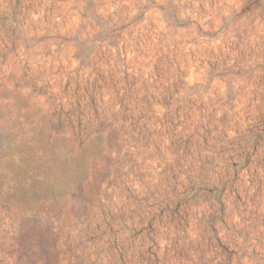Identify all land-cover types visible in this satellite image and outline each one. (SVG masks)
Segmentation results:
<instances>
[{
    "label": "clouds",
    "instance_id": "clouds-1",
    "mask_svg": "<svg viewBox=\"0 0 264 264\" xmlns=\"http://www.w3.org/2000/svg\"><path fill=\"white\" fill-rule=\"evenodd\" d=\"M0 264H264V0H0Z\"/></svg>",
    "mask_w": 264,
    "mask_h": 264
}]
</instances>
